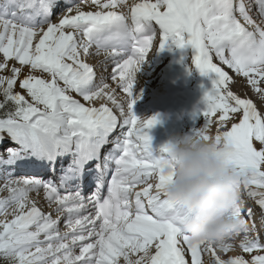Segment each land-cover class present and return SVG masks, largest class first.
Wrapping results in <instances>:
<instances>
[{
	"label": "snow or ice",
	"instance_id": "6c2138e0",
	"mask_svg": "<svg viewBox=\"0 0 264 264\" xmlns=\"http://www.w3.org/2000/svg\"><path fill=\"white\" fill-rule=\"evenodd\" d=\"M60 2L0 0V73H7L0 74V149L7 154L0 155V193L7 192L0 194V260L206 264L207 256V264H264V237L246 207L249 200L259 206L264 227V112L230 89L234 77L221 66L246 78L264 104V0H63L53 22ZM157 38L156 51L190 46L200 73L215 77L204 95L203 126L191 135L214 142L239 176L230 209L239 224L218 242L194 238L184 227L194 210L167 194L173 142L155 150L148 129L159 116L141 119L134 110L137 73ZM102 53V63L115 64L111 79L122 98L103 78L97 83L86 60ZM12 60L19 66L10 67ZM117 130L121 135L113 138ZM7 142L16 146L4 148ZM58 162L61 175L43 178L40 172L54 175ZM93 163L95 191L85 196L79 185L70 188ZM18 165L35 174L4 171ZM41 191L52 211L32 198ZM236 249L239 254L221 255Z\"/></svg>",
	"mask_w": 264,
	"mask_h": 264
},
{
	"label": "clouds",
	"instance_id": "9594fccd",
	"mask_svg": "<svg viewBox=\"0 0 264 264\" xmlns=\"http://www.w3.org/2000/svg\"><path fill=\"white\" fill-rule=\"evenodd\" d=\"M171 141L168 161L175 175L167 194L194 210L184 220V227L194 238L218 242L239 224L230 215L238 196V173L226 165L212 141L191 134L174 136Z\"/></svg>",
	"mask_w": 264,
	"mask_h": 264
},
{
	"label": "bare ground",
	"instance_id": "6f19581e",
	"mask_svg": "<svg viewBox=\"0 0 264 264\" xmlns=\"http://www.w3.org/2000/svg\"><path fill=\"white\" fill-rule=\"evenodd\" d=\"M247 2H248V0H245V3H247ZM85 10H89V9L86 8ZM252 11H253V14H255L258 11V9L255 6H253ZM193 56L194 55H191L190 60L187 61V67H188L189 71L182 73V80L180 81V87L178 88L177 92L175 93L176 96H184L185 99H183V101H181V102L176 101V103L174 104V106H175L174 110H173V108H169V109H167L165 111H157L156 112L155 111V107H156L155 102L150 97H148V93L151 94L153 92V88L152 87H156L159 84V71H160V68L157 67L152 60H148V58H147L145 60L144 64L142 65L141 70L138 72V75L140 76V78L142 77V80H144L143 82L145 83V86L147 85V87L146 88L144 87L145 88L144 89L145 90L144 91V96L139 95L141 97H138V99L136 100V103H137V104H135L136 106H140V105H138L140 103L142 104L141 105L142 106L141 107V112L137 116L140 117V118L142 117L141 119H144L145 117L146 118H151L153 115H158L159 116V120L163 116L164 117H171L174 120V126H173V129H172L169 137L161 138L160 136H157V137L152 139L153 148L155 150H157V151L159 150L160 146L163 145L162 143H160V140H171L174 137V135L177 136V131H178V127L177 126L179 125V120H180V116L181 115L189 113V111L192 110V108H193V109L196 110V113H197V116H198L200 113L203 114V111L206 109V104L204 102L205 91L212 87V80L215 77L212 74L207 75V76L202 75L200 73L199 69L193 63ZM2 59H3V55L0 54V60H2ZM109 60H111V59H109ZM13 62H15V60L10 61L9 65H11V63H13ZM214 62L220 63L218 58H214ZM111 63L114 64L113 61ZM17 66H19V64H17ZM221 66L224 67L225 70L228 71L229 74L234 77L233 81L230 83V89L233 92H235L236 94L240 95L242 98L252 99L254 101V103H256L257 99L254 98L253 94L250 93V91L249 92L246 91V87L247 86H248V88L251 87V85H249L247 83V79L244 78L241 75H237L234 72V70L229 69L226 65H223L222 63H221ZM107 67L110 68V69L107 72H105L106 74L108 73V76L105 75V74L103 75L104 79L106 78L105 76H107V78L110 77L109 73L112 74V72H110V71H112L113 68H111V66H109V65H107ZM26 70L24 71L25 73H26ZM101 70H103V69H101ZM148 72L151 73L150 77L147 76ZM194 82L198 83V85H194ZM97 83H98V81H97ZM114 83H117V82L114 81ZM235 84H238L241 87L238 86L239 87L238 88ZM115 86H116V91H117V89H118V91H119V89L121 90L120 87H118L117 85H115ZM262 86H264V85H262ZM233 87H234V89H233ZM245 92H246V94H245ZM73 94L75 95L76 93H73ZM255 97H256V95H255ZM259 97H260V95H259ZM76 98L77 99H81V97H79V96L76 97ZM82 102H84V101H82ZM84 103L87 104V102H84ZM96 105H98V104H96ZM260 106H261V103H260V105L258 107H260ZM149 109L152 110V111H151L150 115L148 114L149 115V117H148V115L145 114V113ZM260 109H261V107H260ZM200 118L204 119L203 115L199 116V119ZM183 126L185 128L184 134H191L192 130L194 129V127L190 123L187 124V125H183ZM15 146L16 145H14L11 142H9L5 147H15ZM0 155H4L5 158H6L7 154H6V152H4L3 149H0ZM68 158H65L64 160H66ZM18 166H20V165H18ZM6 169H12V170L18 171L21 168L18 169V167H13V168H6ZM24 171H25L26 175H31V171H29L28 169H24ZM27 172H30V173L27 174ZM85 173L88 174L89 172L86 171ZM92 181H94V179ZM140 187H142V185ZM0 194L7 195V192L0 193ZM31 195H32V198L35 197V196L36 197H41L42 200L45 201L44 200V194H43L42 191L39 194V196H37L35 193H32ZM254 203L251 204V205H255ZM39 207H41V209L43 210L42 206H39ZM54 207H55V205H52V209ZM43 211L45 212V209ZM258 212H259L258 214L256 212L257 215H256V220L255 221H257V222L259 221V224H260V219H259L260 217H257V216L261 215L262 210L259 209ZM243 214H244V216H246L245 212ZM2 218L3 217H0V219H2ZM246 219H248V217H246ZM61 223H63V220H61ZM257 225L258 224L256 223V226ZM60 228H61V226H60ZM258 228L261 230V232L263 234L264 233V227L260 226ZM259 229L257 230V228H256L257 231H259ZM61 230L62 231L66 230L65 226H62ZM259 234L261 235L260 232H259ZM224 255H222V256H224ZM231 255H235V254H228V255H225L224 257L226 258L227 256H231ZM204 259H205V262L207 264V259H208L207 256H205Z\"/></svg>",
	"mask_w": 264,
	"mask_h": 264
},
{
	"label": "rangeland",
	"instance_id": "374dc122",
	"mask_svg": "<svg viewBox=\"0 0 264 264\" xmlns=\"http://www.w3.org/2000/svg\"><path fill=\"white\" fill-rule=\"evenodd\" d=\"M90 57H91V56H89V58H90ZM15 63H16V65L18 64V62L15 61V62L11 63V65H13V64H15ZM11 65H9V66H11ZM109 69H110V68L105 69L104 72H107ZM25 70H26V69H24V71H25ZM26 72H27V70H26ZM110 72H113V71H110ZM24 73H25V72H24ZM0 74H7V73H0ZM25 74H26V73H25ZM37 74H39V73H37ZM137 74H138V73H137ZM150 74H151V73L148 72L147 76L150 77V76H151ZM111 75H112V74L109 73V76H110V77L108 78V80L111 79ZM139 78H140V77H139ZM105 79H106V78H105ZM140 79L142 80V77H141ZM111 80H112V79H111ZM142 81H144V80H142ZM143 83H144V82H143ZM114 84L117 85V83H114V81H113L112 83H110L109 85L111 86V88H113V86L116 87ZM235 85H236L237 87H238V86L241 87V86L238 85V84H235ZM144 87H145V88L147 87V85L145 86V83L142 84V86H141V88H140V89H142L141 92H143V93H142V94H141V93H139V94H135L137 97L144 96V91H145V90H144V89H145ZM239 87H238V88H239ZM121 89H122V88H121ZM233 89H234V87H233ZM250 89H251V90H250ZM16 90H17V91H23V90H21V89L19 88L18 85H17ZM119 90H120V89H119ZM143 90H144V91H143ZM246 91H247V92L250 91V93L253 94L254 98L257 99V100H256V103H257V105L259 106V105H260V99H261V98L259 97L258 93H256L254 90H252V87L248 88V86L246 87ZM118 92H119V91H118V89H117V95H118V98H122V97L125 95V94L123 93V91H121L120 93H118ZM138 92H140V90L137 91V87H136V91H135V93H138ZM245 94H246V92H245ZM73 95H74V94H73ZM75 95H76V94H75ZM77 95H78V94H77ZM77 95H76V97L79 96V95H78V96H77ZM139 95H141V96H139ZM255 95H256V97H255ZM258 98H259V99H258ZM101 102H102V101H100V102H98V103H97V102H94V103H95V105L98 104V105H96V106H99V104H100ZM135 104H137V103H135ZM138 105H140V106H136V105H135V107H134V110H135L136 115H139V113L141 112V107H142L141 105H142V104L140 103V104H138ZM109 106H110V102H109ZM260 107H261V109H260ZM260 107H258L259 110H260L261 112H264V104H261ZM151 111H152V110L149 109L145 114L148 115L149 113H151ZM117 112H118V111H117ZM188 114H189V113H186L185 115H188ZM183 115H184V114H183ZM201 115H203V114L200 113V114L198 115V117L196 118V120H195L194 123H192V122L190 121V122L192 123V125H193L194 128H197V127H200V126L202 127V126H203L204 119H203V118H200V119H199V116H201ZM145 116H146V115H145ZM141 118H142V117H141ZM145 118H146V117H145ZM145 118H144V119H145ZM238 119H239V117H237L235 121L230 120V121L228 122V125H227V126L230 128V127H231V123H233V122H238ZM190 122H189V123H190ZM189 123L186 122L185 125H187V124H189ZM191 123H190V124H191ZM177 127L179 128V125H178ZM183 128H184V126H182V128H181V131L179 132L180 134L178 133L179 135H183V134H184V132H185V128H184V129H183ZM216 130H217V126H216V124H213L212 127L210 128V132H211L212 134H215ZM182 132H183V133H182ZM181 133H182V134H181ZM178 134H177V135H178ZM174 136H176V135H174ZM255 143H256V146L259 148V146H260L259 143H258V142H255ZM18 169H19V168H18ZM18 171H24V169H19ZM24 172H25V171H24ZM15 177H17V176H15ZM1 180H2V179H0V185H2L3 182H4L3 180H2V181H1ZM35 197H36V196H35ZM35 197H33V198H35ZM39 198H41V197H36V198H35V199L37 200V202H38V206H42L43 210L45 209V212H46L48 206L44 205V202H45V201L43 202V201L40 200ZM41 199H42V198H41ZM252 202H254V201H252ZM254 204H255V203H254ZM51 208H52V206H51ZM258 213H259V212L257 211V214H258ZM257 214H256V215H257ZM243 215H244V214H243ZM245 217H247V216H245ZM254 217H255V216H254ZM257 217H260V215L257 216ZM255 220H256V218H255ZM256 223L259 224V221H258V222L256 221ZM258 229H259V228H258ZM261 237H264V233L261 235ZM239 251H240L239 249H236V250L233 251V252H230V253H222V254H223V255H224V254H225V255H226V254H235V253H237V252H239ZM237 254H239V253H237ZM235 255H236V254H235Z\"/></svg>",
	"mask_w": 264,
	"mask_h": 264
},
{
	"label": "trees",
	"instance_id": "16d2710c",
	"mask_svg": "<svg viewBox=\"0 0 264 264\" xmlns=\"http://www.w3.org/2000/svg\"><path fill=\"white\" fill-rule=\"evenodd\" d=\"M2 263L4 264V262L2 260H0V264H2Z\"/></svg>",
	"mask_w": 264,
	"mask_h": 264
}]
</instances>
